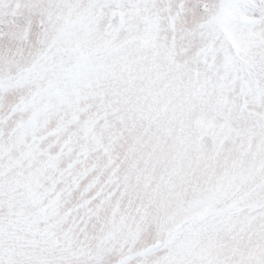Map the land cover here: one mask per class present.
Returning a JSON list of instances; mask_svg holds the SVG:
<instances>
[{
	"label": "snow or ice",
	"instance_id": "6c2138e0",
	"mask_svg": "<svg viewBox=\"0 0 264 264\" xmlns=\"http://www.w3.org/2000/svg\"><path fill=\"white\" fill-rule=\"evenodd\" d=\"M0 264H264V0H0Z\"/></svg>",
	"mask_w": 264,
	"mask_h": 264
}]
</instances>
